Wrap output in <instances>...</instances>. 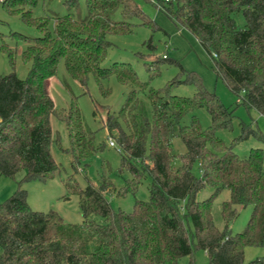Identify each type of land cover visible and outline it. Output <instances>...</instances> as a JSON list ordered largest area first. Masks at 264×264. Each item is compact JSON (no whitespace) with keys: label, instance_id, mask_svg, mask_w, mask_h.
Returning a JSON list of instances; mask_svg holds the SVG:
<instances>
[{"label":"trees","instance_id":"1","mask_svg":"<svg viewBox=\"0 0 264 264\" xmlns=\"http://www.w3.org/2000/svg\"><path fill=\"white\" fill-rule=\"evenodd\" d=\"M38 1L2 3L6 12L21 16L40 36L16 35L27 43L23 52L24 62L31 64L27 77L20 79L15 71L0 76V175L14 178L26 171L17 190L0 204V264H179L185 257L192 264L197 250L206 252L209 264H264V257L245 262L246 247L264 248V151L253 149L247 158H240L217 135L231 128L233 111L205 88L196 72L177 61L171 63L180 66V74L160 90L141 81L130 66H102L111 47L108 37L132 34V20L158 29L135 0H86V18L78 0L66 1L67 15L34 17L32 9ZM147 1L187 29L210 56L217 77L248 110L264 116V0ZM238 15L245 21L243 26ZM3 50L15 69L16 52L7 44ZM62 62L84 89L93 77L100 92L109 96L104 81L112 76L130 87L119 112L108 113L105 125L121 154L120 172L132 178L116 189L112 170L104 166L99 187L82 189L74 181L68 183L70 192L80 197L84 218L80 224L65 222L54 210H33L23 188L24 183L45 181L59 172L53 146L71 155L74 168L105 146L96 144V131L85 124L77 97L68 108L56 107L48 81L58 74ZM157 63L149 71L159 69ZM182 85L194 86L195 94L175 95L174 89ZM199 108L208 110L212 125L204 129L196 116L190 125H182ZM52 117L65 124L68 148L55 135ZM244 131L246 137L257 133L246 127ZM176 137L185 144L186 153L175 154ZM196 163L200 177L192 172ZM147 176L149 200H137L132 212L115 211L108 194H136ZM207 187L213 195L200 200ZM224 190L230 198L222 205L226 226L221 231L212 208ZM239 206H252L253 211L246 227L233 235L230 225Z\"/></svg>","mask_w":264,"mask_h":264},{"label":"rangeland","instance_id":"2","mask_svg":"<svg viewBox=\"0 0 264 264\" xmlns=\"http://www.w3.org/2000/svg\"><path fill=\"white\" fill-rule=\"evenodd\" d=\"M67 0H39L33 7L34 17L52 16L54 14L67 15L70 11L66 8ZM82 10V18H86V0H78ZM4 2V1H3ZM0 2V76L9 75L16 72L20 79H25L30 70V63L23 60V52L27 43L17 39V34L27 37H39L40 33L34 26L26 24L21 16L9 14L2 7ZM147 18L153 21L158 29L141 25L137 19L132 20L135 29L128 35H111L108 37L111 47L108 49L107 58L103 63L104 68L115 66H130L137 73L143 82H149L155 90L163 89L169 82L175 79L181 71L177 61L185 70L196 72L203 81L205 88L220 97L223 104L233 111L230 129H221L217 135L225 141L227 145L233 146L234 152L240 158H247L251 150L262 149L264 151V116L255 109L248 110L239 97L232 93L222 79L218 78L213 69L210 56L206 53L200 42L184 27L178 25L170 19L155 4L147 0H135ZM29 7H26L28 9ZM118 20L121 19L119 16ZM240 26L245 21L242 15L237 16ZM53 25L51 24V29ZM7 44L15 53V69L13 68L8 54L3 50ZM166 55L168 59L163 61ZM159 61V69L149 71L153 62ZM105 88L111 94L105 96L93 77L90 78L87 89H84L77 81L72 79L65 70L64 63L59 66L58 74L48 81L51 97L58 109L68 108L72 98L77 97L78 105L83 112L84 122L89 128L96 131V144H104V149L87 163H83L77 168L72 166V157L61 150L58 146H53L52 153L56 162L60 166L59 172L47 178L45 181H31L23 184V188L28 191L29 205L33 210L58 212L67 223L80 224L83 222V214L80 206V197L72 194L68 183L74 181L82 189L89 186L99 187L102 184L104 166H109L112 170L110 175L116 189L122 188L126 180H130L131 175L121 170V154L118 146H111L114 141L106 128L108 113H118L130 87L122 85L112 76L104 81ZM196 92L194 86L182 85L174 89L173 93L182 97H192ZM147 105L148 102L146 101ZM150 108V106H149ZM196 116L204 129L212 125V117L206 108H199L187 115L182 120V125L187 126ZM51 123L55 135H59L63 148L70 146L69 136L66 126L55 117L51 118ZM256 131L246 137L244 128ZM175 154H184L187 148L183 141L176 137L173 140ZM179 163V162H178ZM192 172L197 177L201 176L199 165L196 163ZM26 171L19 172L14 178L0 175V204L5 202L17 190L18 183L25 176ZM151 179L145 177L136 194L128 193L124 196H117L109 193L108 198L115 211L132 212L137 200L147 201L150 197ZM214 193L212 188H205L199 195L200 200L210 198ZM230 198L228 190L222 191L213 203L212 213L214 223L218 229H225V221L222 217V205ZM252 206H239L238 216L230 225L231 233L241 232L251 217ZM99 223H104V219L95 216ZM264 257V248L248 246L245 248V262L249 263ZM191 258L185 257L179 264H190ZM192 264H209V258L205 251L197 250L192 258Z\"/></svg>","mask_w":264,"mask_h":264},{"label":"built area","instance_id":"3","mask_svg":"<svg viewBox=\"0 0 264 264\" xmlns=\"http://www.w3.org/2000/svg\"><path fill=\"white\" fill-rule=\"evenodd\" d=\"M4 0H0V2H3ZM159 0H155V2H158ZM163 1H165V2H168V1H170V0H163ZM164 58H166V55H164ZM110 145L111 146H115V143L113 142V141H111L110 142Z\"/></svg>","mask_w":264,"mask_h":264}]
</instances>
